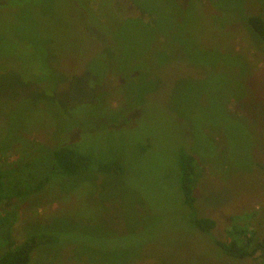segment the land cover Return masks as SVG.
I'll list each match as a JSON object with an SVG mask.
<instances>
[{"label": "rangeland", "instance_id": "obj_1", "mask_svg": "<svg viewBox=\"0 0 264 264\" xmlns=\"http://www.w3.org/2000/svg\"><path fill=\"white\" fill-rule=\"evenodd\" d=\"M255 14L264 0H0V168L15 197L0 204V257L50 232L31 264H264L216 243L264 237ZM63 146L90 153L89 171L61 177L50 148Z\"/></svg>", "mask_w": 264, "mask_h": 264}, {"label": "trees", "instance_id": "obj_2", "mask_svg": "<svg viewBox=\"0 0 264 264\" xmlns=\"http://www.w3.org/2000/svg\"><path fill=\"white\" fill-rule=\"evenodd\" d=\"M249 30L251 31L253 37L257 36L264 42V18L261 14H255L248 17L246 21ZM43 150H46L44 148ZM53 151V167L61 177H70L79 175L86 171H89L91 165V154L83 153L72 147H59L50 148ZM21 161H16L18 164ZM6 168H0V204L7 201L13 200L15 197L10 196L9 184L11 183V175L6 174L4 171ZM14 165V164H13ZM198 162L195 156L189 152L182 153L179 157V167L181 172V188L185 195V200L187 204L194 210L196 198L194 195V187L198 182V176L196 175ZM104 171H122L120 168H116L114 165H105L100 167ZM39 189L42 190L41 185H37L35 188H28L25 190L24 195H29L33 197ZM17 194L14 196H20L19 191H15ZM14 192V193H15ZM31 196L28 198L31 199ZM15 200V199H14ZM196 225L200 230L205 233H211L216 226V222L213 218H197ZM244 239L238 241H233L230 246L222 241L216 240V243L225 252L232 257L236 258H246L249 256H254L255 253L260 251L261 257L264 260V237L261 240L256 239L255 232L250 230L245 231L243 234ZM57 241V238L50 232H40L37 234H32L27 237L21 244H19L14 250L9 251L0 257V264H31L32 254L41 245H51Z\"/></svg>", "mask_w": 264, "mask_h": 264}]
</instances>
